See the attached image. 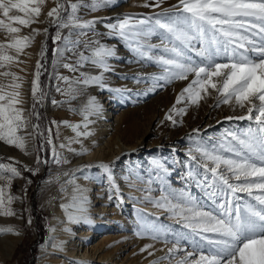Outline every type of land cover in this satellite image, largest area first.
Masks as SVG:
<instances>
[{
    "label": "snow or ice",
    "instance_id": "obj_1",
    "mask_svg": "<svg viewBox=\"0 0 264 264\" xmlns=\"http://www.w3.org/2000/svg\"><path fill=\"white\" fill-rule=\"evenodd\" d=\"M46 3L47 0H0V31L6 33V39L0 41V78L8 80L7 83L0 82V141L27 154L28 136L44 139L51 146L53 162L64 164L69 161L60 157L56 151L52 128L41 129L40 114L36 111V104L42 103L44 96L40 88L43 65L39 60L36 63L30 89L33 104L28 116H25V109L21 107L24 103L21 92L24 77L11 71L13 66L22 63L19 56L34 42L35 36H47V28L42 32L33 28L30 35H20L19 27H30L40 22L39 17ZM161 3L163 0H155L154 3H145L143 6L159 7ZM112 4L113 0H90V4H83L82 0H55V6L46 13L48 22L57 29L54 42L61 40L60 29L65 28L80 29V36L87 35V32H92L94 36L100 35L95 31L99 18L82 20L76 13L81 6L97 12ZM104 26L109 29V37L123 39L141 60L152 61L161 68L160 74L145 78L144 82H153L149 91H155L157 86L163 87L161 81L171 83L174 80H186L192 74L194 78L177 97V104L185 99L198 103L203 98L202 93L208 94L211 89L218 94L216 106L234 100L240 108H246V115L229 116L226 117L227 120L247 119L255 124V127L249 126L243 133L227 132L219 141V151L216 146L208 149L200 145L194 150L200 154L198 163L205 173L203 181H198V186L205 188L214 208L206 209L186 190L177 193L174 190L160 189L158 199L145 197L149 203L170 213L181 227L189 230L193 238H198L193 239L192 250L188 251L180 245L181 239L188 237L179 236L172 241L173 247L160 259L171 260L177 253L183 252L184 255L177 260V264H264V0H178L172 10L165 9L154 17L138 19L128 15L117 17L116 23H106ZM71 35L70 31L69 37ZM150 36L160 37L161 44L147 43L146 39ZM69 37H64L65 47H58L55 52L60 56L64 51L72 52L76 57L75 62H64L61 66L71 73L79 74L57 75V79L65 87L58 85L56 91L68 99H53V105L76 99L83 93L84 87L95 85L104 88L102 74L91 75L81 69L90 64L108 72L111 70L108 58L115 55L114 48L98 39L81 41L79 38L70 40ZM81 43L90 55H86L85 51H76ZM46 51L45 40L40 51L41 59L45 57ZM13 52L15 55L11 54ZM157 52L159 54H155ZM57 63L58 61H54L53 66ZM137 82H141L140 79ZM98 110L95 97H90L87 105L79 110L83 117L82 125L62 122L75 133V138L68 140L69 145L80 143L79 138L91 135L80 129L88 128L89 117ZM173 111L180 115L186 109L177 110L174 107ZM33 118L36 123H32ZM166 119L176 123L172 115L166 116ZM30 124L32 131L28 132ZM51 124L57 128L60 126L56 121ZM60 147L65 148L67 145L62 143ZM43 148L44 144L40 143L39 149ZM69 151L74 150L69 148ZM86 152L87 149H84L77 154L83 155ZM225 152L231 155L226 156ZM189 158L197 161L192 150ZM14 163L15 161L0 162V181L5 182L0 185V215L4 216L15 215L10 205L17 199L7 194L6 188H10L14 178H23ZM41 163L47 164L48 160L37 155V167L32 169L25 166V170L35 174ZM152 164L157 169L167 171L158 160H153ZM99 167L107 173L109 184L117 188L118 192L109 165L101 164ZM63 175L70 176L67 183H74V173L65 172ZM188 178H196L191 170ZM56 179L59 180V176ZM61 190L66 191L63 188ZM81 191L83 190L79 186L74 187L71 202L61 205L68 214L69 222H88L86 217L75 216L69 211L81 199L76 195ZM240 194H245L249 199L245 200ZM217 197L220 199L217 200ZM108 199L111 201L113 195L109 194ZM78 211L83 213L86 209L81 207ZM28 223H31L30 219ZM140 228L150 231L153 239L161 238L160 229L155 225L149 227L142 224ZM49 231L55 229L50 228ZM5 233L18 234L12 228H0V234ZM142 234L143 232H138V235ZM151 248L152 245H146L141 251ZM148 254L154 255L152 251ZM153 264H159V261H153Z\"/></svg>",
    "mask_w": 264,
    "mask_h": 264
},
{
    "label": "rangeland",
    "instance_id": "obj_2",
    "mask_svg": "<svg viewBox=\"0 0 264 264\" xmlns=\"http://www.w3.org/2000/svg\"><path fill=\"white\" fill-rule=\"evenodd\" d=\"M71 2H78V0H71ZM154 2L155 0H113L112 5L97 12H91L88 7L81 6L76 13L80 19H100V22L95 25V31L100 35L96 36L92 32L80 36V29L65 28L60 29L61 40L54 42L53 38L57 29L48 22L46 13L55 6V0H47L39 17L40 22L34 23L30 27L19 26L21 27L20 35H30L33 28L40 29L41 32L45 28L48 29L47 36L44 34L35 36L34 42L25 48L19 56L22 63L13 66L11 71L24 77L21 89L24 103L21 107L25 109V116H28L33 104L30 90L31 80L36 70L37 61L39 60L43 65L40 88L44 96L42 103L36 104V111L40 114L39 124L42 130L47 127L52 128V139L56 151L69 163L56 164L53 162L51 146L44 139H34L32 136H28L27 154L15 146H9L0 141V162L15 161L14 166L23 177L14 178L10 188H6L7 194L17 197L10 205L15 215H0V228H12L18 234H0V264H48L49 241L53 234L58 233L57 230L49 231L50 228L56 229L51 218H53L52 216L58 218V212L65 214L64 216L68 220V214L61 205L69 203L73 188L76 186L83 190L76 195L83 199L84 203L81 206L86 209L84 212H89L93 210L92 208H97V210H95L96 213L93 211L91 214L69 210L75 216L86 217L88 221L81 220L79 223L67 221V226L66 223L63 224L69 228L67 230L71 231L73 235L78 234L80 228H89V232L93 236L90 234V237L86 238V242H93L96 238L94 233L97 232V229L99 231L101 224V222H97L98 219L106 221L112 216L109 214L111 211L114 212L113 216H116V219L109 225L120 224L122 217L126 222H130L131 229L115 234L112 232L117 228L114 229L103 224V228H105L103 233L109 236V250L116 247V252H111V264H153V261H159V264H177V260L184 255L183 252L177 253L171 260L160 259L167 254L169 248L173 247L172 241L179 236H187V239H181L180 245L191 251L193 239L198 240L191 236L189 230L181 227L167 211L157 208L153 203H149L148 207L152 209L147 212L137 209L135 205L138 204L125 208L127 204L123 205V197L128 199L133 197L136 203H141L146 200V196L158 199L161 195L160 189L174 190L177 193L186 190L206 209L214 208L215 205L209 199L205 188L198 186V181H203L205 173L198 163L200 154L194 150L200 145L208 149L216 146L219 151V141L227 132L243 133L249 126L255 127V124L247 119L227 120L226 117L229 116L246 115V108H240L234 100L228 104L220 103L219 106H216L218 94L211 89L208 94L202 93L203 98L198 103H191L185 99L177 104V97L194 78L192 74L186 80H174L171 83L161 81L160 84L163 87L157 86L155 91H149L153 82L151 80L144 82L145 78L160 74L161 68L152 61L141 60L128 48L123 39L115 36L109 37L107 35L109 29L104 25L116 23L117 17L122 18L128 15L138 19L154 17L165 9L172 10V6L177 4L178 0H163L159 7L143 6L145 3L152 4ZM82 3L90 4V0H82ZM70 31L72 35L69 37ZM64 37H69L70 40L79 38L81 41L98 39L108 47L114 48L115 55L108 58L111 69L108 72H103L90 64L81 69L91 75L102 74L104 88L95 85L84 87L83 93L76 99L53 105V99L57 101L68 99L56 91L58 85L65 87L63 82L57 79V75L79 74L71 73L61 66L64 62H75L76 57L72 52L64 51L62 56L55 52L58 47L61 49L65 47ZM5 39L6 33L0 31V41ZM45 40L47 41V51L45 57L41 59L40 51ZM146 42L160 45L161 38L150 36L147 37ZM76 51H85L83 43ZM11 54L15 55L14 52ZM85 54L90 55V52L85 51ZM54 61H58L55 67L53 66ZM137 79H140L141 82L138 83ZM0 82L7 83L8 80L0 78ZM116 89L121 91H116ZM90 97H95L99 110L89 117L88 128L81 127L80 130L88 131L91 135L79 138L80 143L69 145L68 140L75 138V133L71 128L65 127L62 122L82 125L83 117L79 110L87 105ZM109 106L117 108L115 111H111L112 107L109 109ZM174 107L177 110L184 108L186 112L177 115L173 111ZM70 109H76V111ZM105 110L112 114L110 116H113L105 124L114 123L115 131L104 130L108 126L104 125V118L100 117L106 114ZM168 115H172L176 120L175 124L166 119ZM107 119L108 117L105 118V120ZM52 121H56L60 125L59 128L52 125ZM32 123H36L35 118ZM197 129L198 132L194 131ZM27 131H32L31 124ZM46 135L45 132V137ZM40 143L44 144L43 150L39 149ZM62 143L67 147L61 148ZM69 148L74 151H69ZM84 149H87L85 154H77ZM190 150L193 155L197 156V161L190 160ZM37 155L48 160V163H41L39 171L35 174L31 171L25 173L23 171L25 166L32 169L37 167ZM224 155L230 156L231 153L225 152ZM153 160L160 161L167 171L157 169L152 164ZM101 164L109 165L118 192L117 188L109 184L107 173L99 167ZM190 170L194 173L195 179L188 178ZM65 172L75 174L73 184L67 183L70 176H64ZM208 175L210 176V173ZM58 176L59 180L56 179ZM4 183V181H0V185ZM62 188L66 191H62ZM132 188L138 189L142 195L132 192ZM109 194L113 195L111 201L108 199ZM81 199L76 201V208ZM219 199L220 197H217V200ZM95 200L99 202L94 203ZM104 201L108 203V210H98ZM110 207L113 210L109 209ZM153 210L157 212H153ZM29 219L31 220L30 224L28 223ZM142 224L149 227L155 225L160 229L161 238L153 239L150 231H143L140 228ZM138 232H143V234L138 235ZM99 233L97 232V234ZM69 243L70 241L65 242L66 245ZM146 245H152V248L142 252L141 249ZM56 247H58L56 250L61 252L60 248L62 247ZM149 251H152L154 255H149ZM78 260V258L75 259L76 262H80ZM49 264H54V261ZM57 264L69 263L67 260L65 263L58 262Z\"/></svg>",
    "mask_w": 264,
    "mask_h": 264
},
{
    "label": "bare ground",
    "instance_id": "obj_3",
    "mask_svg": "<svg viewBox=\"0 0 264 264\" xmlns=\"http://www.w3.org/2000/svg\"><path fill=\"white\" fill-rule=\"evenodd\" d=\"M112 106H109V109ZM117 107H112L111 111H115ZM107 110V109H106ZM105 110V112H106ZM104 112V113H105ZM111 113L106 112V114L102 115L100 118L103 119L104 121V125L108 126V128H105V131H110V130H114L116 129V125L114 123H107V121H109L113 116ZM107 120H105V118H107ZM111 132V131H110ZM90 155V154H88ZM90 157V156H89ZM138 187V186H135ZM133 189V188H132ZM131 190V189H130ZM129 190V191H130ZM101 191V189H100ZM128 192V191H127ZM132 192H135L136 194H141L139 192L138 189H133ZM97 194V193H96ZM142 195V194H141ZM242 196H244V199L247 200L249 199L245 194H240ZM124 204H127L125 206V208L130 207L131 205L134 204H138L135 205L137 207V209H139L140 211H144L147 212L149 211V209H152L148 206L149 202L147 200L141 201V203H136L133 199V197L131 199H128L127 197H123ZM83 201V199H82ZM71 202V199L69 200V203ZM98 200H95L94 203H98ZM84 202L79 201L78 207L76 208V206L74 208H71L69 210H72L74 212H77L79 208H81ZM106 206V207H105ZM83 208V207H82ZM93 210L89 211V212H83V213H88L91 214L93 211L94 213H96L95 210H97V208H92ZM111 210H113L111 207L109 208ZM98 210H102V211H107L108 210V203L107 201H104L101 205V207ZM137 210V211H139ZM58 211V210H57ZM153 212H157L155 210H153ZM119 213V211H118ZM57 214L59 215L58 218L52 216L53 218H51V222L53 221L54 227H56L55 230L58 231V233L53 234L51 237V240L49 241V246H48V251H49V256H48V261L47 263L49 264V262L54 261V264L59 263H65L68 260V263L70 264H111V252H116V247L112 248V250H109V236H107L105 233H103V231L105 230V228H103V224H107V226H111L109 224H111V222L113 220L116 219V216L114 215V212H110L109 214L112 215L110 216L108 219H106V221H103L102 219H98L97 222H101V224L99 225V231L97 229V232H100L99 234H97V232L94 233V235L96 234V238L94 239L93 242L87 243L86 242V238L90 237V234L92 235L91 232H89V228H80V230L78 231V234L73 235V233L67 229V227L63 226V224H65L68 220H66V217L64 216L65 214H59L57 212ZM100 214V212L98 213V215ZM162 214V213H161ZM101 215H99L100 217ZM104 216V215H103ZM105 217V216H104ZM121 223L120 224H112L111 227H113L114 230L112 232V234L115 233H124L123 231L127 230V229H131L130 227V222H126L125 218L122 217V219L120 220ZM67 226V223H66ZM106 226V225H105ZM107 228V227H106ZM75 233V232H74ZM93 236V235H92ZM121 236V235H120ZM116 237H119L116 235ZM70 241L69 245H66L65 242ZM60 246L62 248L61 252H58L56 250V246ZM77 245V246H76ZM66 246V247H65ZM81 246V247H79ZM77 247V248H76ZM79 259L78 261L80 262H76L75 259ZM71 259V260H70Z\"/></svg>",
    "mask_w": 264,
    "mask_h": 264
},
{
    "label": "built area",
    "instance_id": "obj_4",
    "mask_svg": "<svg viewBox=\"0 0 264 264\" xmlns=\"http://www.w3.org/2000/svg\"><path fill=\"white\" fill-rule=\"evenodd\" d=\"M23 171L26 173V170L25 169Z\"/></svg>",
    "mask_w": 264,
    "mask_h": 264
}]
</instances>
